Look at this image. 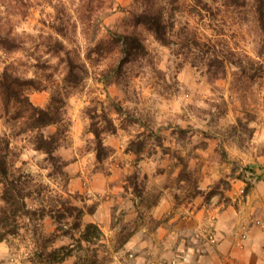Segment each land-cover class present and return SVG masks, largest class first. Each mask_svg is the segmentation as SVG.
<instances>
[{"label": "rangeland", "instance_id": "rangeland-1", "mask_svg": "<svg viewBox=\"0 0 264 264\" xmlns=\"http://www.w3.org/2000/svg\"><path fill=\"white\" fill-rule=\"evenodd\" d=\"M206 1L211 10L206 17L201 19L184 11L179 15L181 22L176 21L172 28L173 42L163 46L142 26L133 25L130 12L139 8L141 0H0V29H9L20 42L18 48L0 46V71L8 68L44 84V88L28 93L34 105L46 107L52 94L64 92V61L50 47L56 40L65 49L78 52L88 68V76L81 85L65 96L63 109L69 125L58 153L67 163V189L83 200L78 198L77 203L85 204L86 210L93 212L102 205L106 217L110 216L109 225L101 228V249H111L121 227H135L152 246L155 223L165 222L168 216L163 212L157 217V205L161 202H171L175 209L187 206L195 198L205 200L209 191L223 194L235 181L230 173L237 163L251 164L255 160L264 164V79L261 83L236 80L235 68L229 66L225 79L210 81L204 75L201 51L182 47L175 37V32H186L188 26H184V21L188 20L189 26L197 30L199 40L210 38L216 50L241 51L255 57V52H264V48H257L261 36L252 16L253 2L247 0L245 6L237 8L219 0ZM100 22L101 29L94 34L92 29ZM105 28L137 32L146 46L145 54L128 65L129 74L122 86H104L97 78V72L106 67L117 51L114 46L105 45ZM98 40L102 43L96 48ZM89 52L90 57L85 58ZM96 98L102 101L96 103ZM95 104L98 110L103 106L117 126L115 133L103 135L108 155L101 161L95 154L86 113V107ZM113 104L128 110L134 120L121 125L122 116L115 113ZM46 130L51 132L54 126ZM3 131L10 136L17 132L0 119V132ZM157 136L161 138L160 144L155 141ZM11 137L13 145L23 146L20 160L25 161V167L52 188H61L64 180L47 178L43 155L25 144V134ZM142 138L143 153L137 157L131 148ZM177 153L188 158L186 169L203 191L195 198L186 196V183L177 182L181 169L174 157ZM133 172H137L141 195L128 182V175ZM175 193L180 198H175ZM155 199L157 203L153 205ZM84 215L90 218L89 213ZM46 228L50 229L48 222ZM13 243L11 248L4 243L7 251L0 256V264H30L24 252L26 245L30 249L32 241L16 239ZM120 250L112 253L109 262Z\"/></svg>", "mask_w": 264, "mask_h": 264}, {"label": "trees", "instance_id": "trees-1", "mask_svg": "<svg viewBox=\"0 0 264 264\" xmlns=\"http://www.w3.org/2000/svg\"><path fill=\"white\" fill-rule=\"evenodd\" d=\"M219 1L226 6L237 8L247 3V0ZM252 2L253 20L261 36L257 41V48H264V0H252ZM88 4L86 2V6ZM138 9L130 12L133 25L142 26L163 46L173 42L172 28L176 21L181 22L179 19L184 11L194 13L201 19H204L206 13L211 11L206 0H165L163 2L141 0ZM184 24L185 27L188 26V29L184 33L182 30L175 32L176 43L182 47L198 48L201 51L204 75L210 81L225 79L228 68L231 66L235 68L233 74L236 80L243 78L262 82L264 79V60L261 59L264 55L263 50H257L255 57L241 51L216 50V45L210 42V38L204 41L199 40L197 30L189 26L188 20L184 21ZM101 25V22L98 23L92 32L95 34L101 29ZM105 31L107 34L105 45L107 48L114 46L117 51L115 50V54L110 57L106 67L97 72V78L104 86L107 83L117 87L122 86L123 79L129 74L128 65L145 54L146 46L137 32H115L108 28H105ZM101 43V40H98L96 48H99ZM0 46L7 49L18 48L20 42L9 29H0ZM50 47L54 54H61L64 61L61 75L64 92L61 95L52 94L50 103L46 107L34 105L29 99V91L44 88L45 85L33 76L19 75L8 68H3L0 71V119L17 130L16 134L11 136L25 134V144L43 155V167L48 170L46 176L49 180L58 178L64 181L61 188L54 189L49 183L36 178L25 167V161L20 160L23 146L18 148L13 145L12 137L5 131L0 132V242H5L11 248L16 239L21 241L30 239L32 245L30 249L26 245L24 252L30 264H58L70 257L74 258V264H106L111 260L113 252L123 248L136 232V228L121 227L111 249H101L100 247L104 246L101 242L103 238L101 228L95 222L83 221L84 214H92L93 210H86L85 204H78L76 200L79 195L67 189L65 170L67 163L58 153L69 125L63 109L64 99L85 80L88 76V68L80 54L65 49L61 41L56 40ZM90 54V52L86 54L85 58L90 57ZM101 101L99 98L95 99L96 103ZM113 109L115 113L122 116L121 125L125 121L134 120L128 110H121L120 106L114 104ZM86 113L90 119L88 130L94 136L95 154L101 161L108 155L103 143V135L115 133L117 126L114 118L104 110L103 106L99 110L97 104L87 106ZM236 120L239 124L241 123L239 116ZM50 126H54V130L47 132L46 129ZM142 134L144 133H139V135ZM155 141L160 144L161 138L157 136ZM144 145L145 141L142 138L135 143L131 151L140 157ZM174 157L181 165L177 182L186 183L183 184L184 190L187 191L186 196L192 199L203 193L190 176L191 171L186 169L188 158H184L179 153ZM230 175L232 179H239L245 183L243 194H246L254 183L264 181V164L254 162L240 165L237 163L231 169ZM137 178V172H133L128 175V182L135 193L141 195ZM214 193L216 192H206L205 201L209 200L208 198ZM175 198H180L178 193H175ZM152 203L155 205L157 199ZM46 222L49 223L50 229L46 228ZM160 224L157 221L155 229ZM63 239L69 241L58 243Z\"/></svg>", "mask_w": 264, "mask_h": 264}, {"label": "crops", "instance_id": "crops-1", "mask_svg": "<svg viewBox=\"0 0 264 264\" xmlns=\"http://www.w3.org/2000/svg\"><path fill=\"white\" fill-rule=\"evenodd\" d=\"M244 185L236 179L223 194L215 193L207 201L195 198L175 209L171 202H161L157 217L163 212L168 216L156 227L153 245L136 232L107 264H158L160 258L173 257L178 264H264V181L254 183L246 194ZM89 217L84 215L83 221L100 228L110 222L102 205ZM205 230L213 232L214 241L204 235ZM4 243L0 242V256L7 251ZM58 264L74 261L68 258Z\"/></svg>", "mask_w": 264, "mask_h": 264}, {"label": "built area", "instance_id": "built-area-1", "mask_svg": "<svg viewBox=\"0 0 264 264\" xmlns=\"http://www.w3.org/2000/svg\"><path fill=\"white\" fill-rule=\"evenodd\" d=\"M257 223H260V221H256ZM204 235L210 240L214 241L213 238V232L211 230H205ZM245 237V234H242V238ZM158 264H178V258H160Z\"/></svg>", "mask_w": 264, "mask_h": 264}]
</instances>
